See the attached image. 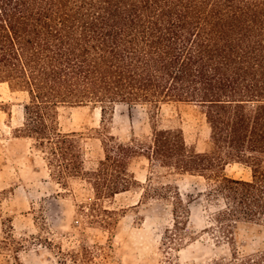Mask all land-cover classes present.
<instances>
[{"label":"trees","instance_id":"16d2710c","mask_svg":"<svg viewBox=\"0 0 264 264\" xmlns=\"http://www.w3.org/2000/svg\"><path fill=\"white\" fill-rule=\"evenodd\" d=\"M0 83L26 94L15 136L40 153L58 184L81 179L94 201H111L138 184L130 170L137 156L149 176L162 167L201 177L200 195L213 206L202 231L230 249L229 258L202 264H264V245L238 248L242 232L264 230V0H0ZM168 102L201 109L207 150L187 146L179 128L157 126ZM89 103L101 110L102 156L87 167L83 134L59 131L57 115L60 106ZM118 103L149 106L150 133L119 141L105 123ZM233 163L249 178L227 175ZM149 176L143 197L171 206L162 247L179 250L192 238L191 196Z\"/></svg>","mask_w":264,"mask_h":264},{"label":"rangeland","instance_id":"374dc122","mask_svg":"<svg viewBox=\"0 0 264 264\" xmlns=\"http://www.w3.org/2000/svg\"><path fill=\"white\" fill-rule=\"evenodd\" d=\"M26 94L0 83V264H202L227 259V243L216 244L202 231L213 206L201 194L204 181L191 175L169 174L154 167L149 176L148 161L135 157L130 170L138 184L116 194L111 201H94L93 192L81 179H69L65 186L53 180L39 152L30 142L16 137L14 130L23 121ZM111 121L105 123L119 141L147 135L151 130L150 108L145 104H115ZM157 126L179 128L187 146L197 152L208 148L209 128L201 109L192 103L168 102L157 110ZM98 105H63L58 109L61 132L83 134L86 166L102 156L96 130L101 126ZM224 172L249 178V170L237 163ZM172 181L182 196L190 195L186 233L192 238L179 250L162 247L164 229L171 225V206L156 198H145L148 183ZM115 210L111 216L100 209ZM100 218L109 219L103 227ZM264 245V230L242 232L238 248L253 252Z\"/></svg>","mask_w":264,"mask_h":264}]
</instances>
